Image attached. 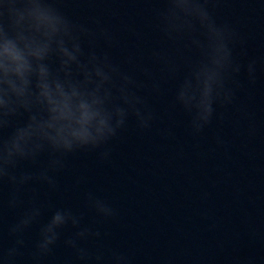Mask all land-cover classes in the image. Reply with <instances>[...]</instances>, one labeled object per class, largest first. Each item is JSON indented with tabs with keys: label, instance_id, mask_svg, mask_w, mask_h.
Here are the masks:
<instances>
[{
	"label": "clouds",
	"instance_id": "9594fccd",
	"mask_svg": "<svg viewBox=\"0 0 264 264\" xmlns=\"http://www.w3.org/2000/svg\"><path fill=\"white\" fill-rule=\"evenodd\" d=\"M152 2L149 24L161 46L149 50L145 63L131 53L114 59L116 33L96 17L72 18L64 0H0V264H46L58 246L67 252L59 264H133L127 252L107 247L96 227L118 216L107 200L88 192L86 212H75L42 201L38 187L56 192L57 175L76 154L108 160L109 145L130 121L140 133L151 130L158 117L144 93L158 96L173 82L171 107L186 116L195 138L222 118L219 109L234 105L242 71L249 85L264 72V62L258 69L255 58L238 59L245 41L219 19L221 0ZM159 135L171 138L173 131ZM215 143L225 142L218 136ZM5 209L20 210L14 222L6 224ZM45 212L50 216L41 223ZM86 213L92 214L88 223ZM179 255L196 264L190 253ZM159 264L178 261L165 257Z\"/></svg>",
	"mask_w": 264,
	"mask_h": 264
},
{
	"label": "water",
	"instance_id": "95a60500",
	"mask_svg": "<svg viewBox=\"0 0 264 264\" xmlns=\"http://www.w3.org/2000/svg\"><path fill=\"white\" fill-rule=\"evenodd\" d=\"M155 6L152 0L63 4L72 18L89 22L96 17L116 33L120 47L112 50L114 59L131 53L145 63L149 50L161 46L149 24ZM217 13L245 41L241 63L255 58L259 69L264 62V0H221ZM239 79L242 88L234 105L219 109L222 118H214L200 137L189 134L186 116L171 107L173 82H168L158 96L144 93L158 117L151 130L140 133L130 121L109 145L108 160L100 161L97 153L76 154L57 175L56 192L33 187L42 201L75 212H86L88 192L107 200L118 216L96 227L106 234L103 243L130 254L133 264H159L165 257L186 264L181 252L190 253L188 261L196 264H264V72L258 70L255 85L247 83L243 71ZM167 127L173 136L165 139L159 130ZM218 136L225 142L222 147L215 143ZM19 211L5 209L6 224ZM49 216L45 212L41 223ZM91 219L86 213L85 223ZM211 224L216 227L210 231ZM37 230L38 225L28 235L29 247ZM66 255L58 246L46 264H59Z\"/></svg>",
	"mask_w": 264,
	"mask_h": 264
}]
</instances>
